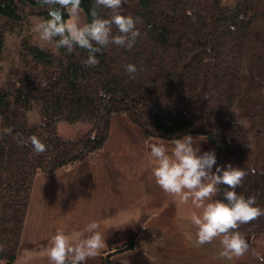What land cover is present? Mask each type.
<instances>
[{"label": "trees", "instance_id": "1", "mask_svg": "<svg viewBox=\"0 0 264 264\" xmlns=\"http://www.w3.org/2000/svg\"><path fill=\"white\" fill-rule=\"evenodd\" d=\"M93 6L94 0H82L86 23ZM51 7L43 0H0V62L9 60L0 79V264L17 260L35 177L97 155L115 113L128 115L147 137L206 135L218 166L247 173L237 194L255 196V206L264 209V0H124L121 13L140 18L141 35L131 49L109 44L87 68L85 49L54 52L32 41L30 16L48 20ZM97 13L111 16L102 7ZM62 17L70 18L67 10ZM112 33L119 34L115 25ZM9 34L14 46L6 52ZM128 64L136 73L125 70ZM34 102L40 120L31 122ZM236 103L255 130L252 164L249 130L230 116ZM60 122L89 128L71 139L59 132ZM33 135L45 152L33 150ZM238 231L264 234V215ZM135 236L104 250L99 264H125L112 257L133 248Z\"/></svg>", "mask_w": 264, "mask_h": 264}, {"label": "crops", "instance_id": "2", "mask_svg": "<svg viewBox=\"0 0 264 264\" xmlns=\"http://www.w3.org/2000/svg\"><path fill=\"white\" fill-rule=\"evenodd\" d=\"M82 123L60 122L61 135L77 139L88 130ZM191 135L200 154L217 151L204 134ZM147 137L128 115L112 116L109 137L97 155L69 169L39 173L30 203L15 264H50L47 249L57 230L67 235H87V224L96 222L106 247L86 264H99L102 252L125 243L136 233L134 247L113 255L125 264H264V234H242L247 252L239 258L219 256V241L199 245L190 215L200 210L181 205L156 183L149 167L150 145L171 141ZM216 165L213 166L215 171Z\"/></svg>", "mask_w": 264, "mask_h": 264}, {"label": "clouds", "instance_id": "3", "mask_svg": "<svg viewBox=\"0 0 264 264\" xmlns=\"http://www.w3.org/2000/svg\"><path fill=\"white\" fill-rule=\"evenodd\" d=\"M123 2L94 0V6L90 9L91 22L81 25L78 19L82 0H43L54 10H67L72 19L65 20L62 14L57 17L50 12L51 18L36 24L33 31L42 41L55 40L56 47H63L68 53L77 47L85 49L88 55L82 64L86 68L94 67L99 63L97 54L109 44L131 49L141 35L137 25L142 21L139 17L123 15ZM55 6H59V9ZM101 7L111 10L110 18L98 15L97 9ZM113 25L118 35H113ZM125 70L134 74L137 68L128 64ZM11 131L10 128L4 129L5 134H11ZM29 140L36 153L46 151V145L37 136L33 135ZM170 143V149L165 143L150 145L149 167L156 183L177 203L184 205L190 202L194 209L200 210L190 215L197 244H210L218 240L220 257L230 260L243 256L248 250V243L238 231L239 226L264 215V209L255 206V196L245 198L237 194L236 189L247 173L231 164L218 166L214 151L200 154L199 147H194L197 141L191 135L175 138ZM221 186L227 187L222 189ZM221 192L223 199H217ZM84 231L87 235H67L57 230L47 249L50 264H86L89 259L97 257L106 247L105 237L96 222L87 224Z\"/></svg>", "mask_w": 264, "mask_h": 264}, {"label": "rangeland", "instance_id": "4", "mask_svg": "<svg viewBox=\"0 0 264 264\" xmlns=\"http://www.w3.org/2000/svg\"><path fill=\"white\" fill-rule=\"evenodd\" d=\"M224 2L226 4L231 5V4H233L234 0H224ZM71 19L72 18L70 17L68 20H71ZM30 20H31V26H30L28 32L31 34L32 41L37 43L38 45H40L42 47H47V48L51 49L52 51L57 52L59 48L56 47L55 40H53L52 42L42 41L39 38V35L33 31V28L36 24L41 23L43 21H46L45 17L42 15L34 14V15L30 16ZM78 22L81 25L86 23L85 14H84L82 8H81V11L79 13ZM14 39H15V35H13V34L8 35V38H7V46L8 47L6 49V52H8L9 50H11L13 48ZM8 65H9L8 57H7V60L0 62V79L5 77ZM230 116L232 119L243 123L249 130V136H248L247 141H246V151H247V162L249 164H252L253 163V157H254L255 130L251 126L248 118L242 116L238 103H236L233 106ZM28 119L31 122H35V121L40 120L39 104L38 103L34 102L32 109H30L28 112ZM82 124L86 125V123H82Z\"/></svg>", "mask_w": 264, "mask_h": 264}, {"label": "water", "instance_id": "5", "mask_svg": "<svg viewBox=\"0 0 264 264\" xmlns=\"http://www.w3.org/2000/svg\"><path fill=\"white\" fill-rule=\"evenodd\" d=\"M55 8H56V9H59V6H58V7L55 6ZM62 11H63V9H60L59 11L54 10V8H53V6H52V7L50 8V10H49V13L51 12V15H55V16L59 17V16L62 14Z\"/></svg>", "mask_w": 264, "mask_h": 264}]
</instances>
